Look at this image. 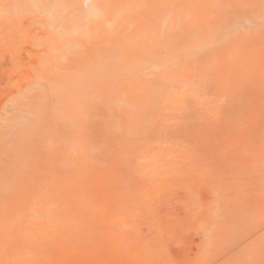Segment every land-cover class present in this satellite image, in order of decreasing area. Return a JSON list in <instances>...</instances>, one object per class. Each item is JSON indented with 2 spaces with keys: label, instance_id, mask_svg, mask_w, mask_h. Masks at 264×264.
<instances>
[{
  "label": "rangeland",
  "instance_id": "374dc122",
  "mask_svg": "<svg viewBox=\"0 0 264 264\" xmlns=\"http://www.w3.org/2000/svg\"><path fill=\"white\" fill-rule=\"evenodd\" d=\"M0 264H264V0H0Z\"/></svg>",
  "mask_w": 264,
  "mask_h": 264
}]
</instances>
